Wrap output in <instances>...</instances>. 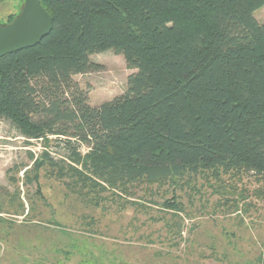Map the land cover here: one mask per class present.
Instances as JSON below:
<instances>
[{
    "label": "trees",
    "instance_id": "obj_1",
    "mask_svg": "<svg viewBox=\"0 0 264 264\" xmlns=\"http://www.w3.org/2000/svg\"><path fill=\"white\" fill-rule=\"evenodd\" d=\"M41 3L51 32L0 57V122L43 150L8 173L40 191L47 169L84 198L221 171L264 188V22L254 15L264 0ZM108 50L133 72L124 92L92 105L74 75L98 70L91 56ZM164 205L185 211L177 196Z\"/></svg>",
    "mask_w": 264,
    "mask_h": 264
},
{
    "label": "rangeland",
    "instance_id": "obj_2",
    "mask_svg": "<svg viewBox=\"0 0 264 264\" xmlns=\"http://www.w3.org/2000/svg\"><path fill=\"white\" fill-rule=\"evenodd\" d=\"M23 3L0 0V24ZM254 15L264 22V6ZM91 58L99 69L74 78L98 105L124 92L133 70L112 50ZM42 150L40 141L27 143L10 122H0V187L9 194L0 212V264H262L264 188L253 175L207 172L84 198L47 169L40 171V191L23 183V171L8 173L32 164L29 151ZM173 196L184 212L164 205Z\"/></svg>",
    "mask_w": 264,
    "mask_h": 264
},
{
    "label": "water",
    "instance_id": "obj_3",
    "mask_svg": "<svg viewBox=\"0 0 264 264\" xmlns=\"http://www.w3.org/2000/svg\"><path fill=\"white\" fill-rule=\"evenodd\" d=\"M53 26V16L41 0H24L21 12L8 24H0V57L36 46Z\"/></svg>",
    "mask_w": 264,
    "mask_h": 264
}]
</instances>
